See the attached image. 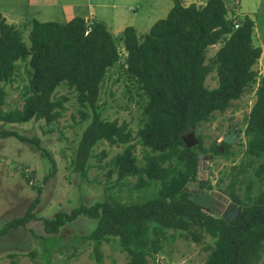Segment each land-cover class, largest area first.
I'll return each instance as SVG.
<instances>
[{
    "label": "trees",
    "instance_id": "trees-1",
    "mask_svg": "<svg viewBox=\"0 0 264 264\" xmlns=\"http://www.w3.org/2000/svg\"><path fill=\"white\" fill-rule=\"evenodd\" d=\"M237 21L235 27L228 18L225 0H206L199 6L174 0L166 16L153 22L141 36L132 26L123 29L119 38L125 52V71L146 98L142 124L132 135L126 122L118 124L116 119L102 118L96 106L107 70L120 59L115 38L102 22H87L80 16L65 22L30 18L24 25L29 26L27 44L22 30L0 14V84L12 79L18 61L27 62V83L19 108H2L5 92L0 87V122L42 120L51 124L61 117L67 100L53 94L65 84L76 93L82 108L78 111L80 118H90L74 152L72 170L85 174L91 149L100 140L110 145L125 144L110 159L108 177L115 172L119 185L127 177H134L133 189L153 190L138 201L122 202L109 196L91 204L80 203L69 211L59 210L50 217L36 216L37 195L20 216L0 226V237L26 227L30 221L41 220L45 234L36 237L42 244L40 257L48 260L53 250L64 246L60 229L82 215L95 219L96 226L79 235L77 245L72 242L69 257L77 254L79 245L89 243L95 261L100 262L101 244L116 238L128 256L124 264H147L148 257L154 258L172 243L176 231H183V238L197 244L207 235L214 239L212 245L204 247L208 250L204 264H259L264 253V72L259 74L253 68L261 54V48L252 42L253 20L245 16ZM218 42L222 45L207 58L208 47ZM211 73L217 80L213 88L204 83ZM254 84L255 101L243 133L247 163L258 162L254 174L259 179V191L250 196L249 181L245 193L239 194L236 184L240 180L236 177L246 168L240 165L233 169L234 179L223 193L242 209L235 220L226 221L190 201L184 186L196 181L199 188L212 189L207 179H197L198 156L208 152L227 156L231 154L230 145L220 141L205 148L197 135L198 144L186 147L183 136L195 132L214 112L222 113L230 101ZM8 136L33 145L49 161L44 181L55 174V159L39 137L0 129L1 138ZM133 136L143 148L140 161L131 143ZM37 191L40 194L39 187Z\"/></svg>",
    "mask_w": 264,
    "mask_h": 264
},
{
    "label": "rangeland",
    "instance_id": "rangeland-1",
    "mask_svg": "<svg viewBox=\"0 0 264 264\" xmlns=\"http://www.w3.org/2000/svg\"><path fill=\"white\" fill-rule=\"evenodd\" d=\"M32 1L33 5H37L39 1L44 0ZM95 2H108L105 7L97 8L95 15L100 18L98 21H105L120 52L119 61L106 72L96 106L102 118L116 119L118 124L126 122L132 135H135L142 124L141 112L146 98L136 80L130 78L125 71V52L119 37L127 26H132L138 36L148 32L153 22L166 16L174 0H47L45 3H38L39 8H36L39 15H34L36 8L29 5L30 0H0V8L6 10H0V14L7 23L22 30V37L28 44L29 26L24 25L30 18L40 21H64L66 15L62 4H72V10L75 16H78L79 12L85 8L87 10V6ZM183 2V5H188L190 2L199 3L200 0ZM225 4L228 5V0H225ZM256 9L261 11L259 19L264 26V0H240L237 13L240 11L248 14L252 10L251 14L255 16ZM221 45V42H218L209 46L206 57L212 56ZM18 66L12 79L0 84L5 92L2 105L4 110L19 108L23 102L21 91L27 83V62L18 61ZM253 68L262 74L264 62L256 61ZM204 83L209 88L215 87L217 80L214 73L209 74ZM255 88L256 84L243 92L238 99L230 101L222 113L214 112L210 120L202 123L194 132L195 136H200L203 147L207 148L212 142L222 141L231 129L237 131L229 148L231 154L227 156L214 155L211 152L200 154L197 179H207L212 190L223 193L225 186L234 179L233 169L245 165L246 170L236 177L237 181L240 180V183L236 184L237 192L243 195L249 181L252 186L250 196L256 195L259 191V179L254 174V166L258 162L254 160L247 163L249 157L245 155L246 137L243 133L247 115L255 101ZM60 96L67 98L63 104L64 110L61 117L49 125L42 120H31L23 124L0 122V129H10L22 135L39 137L41 145L51 153L56 162L55 174L44 181V176L50 170V163L41 156L40 150L13 136L0 137V226L10 218L20 216L37 195L39 202L35 208L36 216L50 217L59 210L69 211L80 203L91 204L109 196L117 197L122 202L138 201L153 191L133 189L136 180L134 177H127L121 185L117 183L115 172L108 177L110 159L116 153H120L125 144L110 145L107 141L100 140L91 149L85 174L72 170L74 152L90 118L86 120L80 118L78 111L82 108L76 100V93L65 84L59 85L53 94L54 98ZM131 143L134 144V153L140 161L143 148L138 138L133 136ZM102 151L105 153L104 156ZM194 182L196 181L190 183ZM38 187L40 194L37 191ZM157 188L156 186L155 190ZM96 222L95 219L80 215L74 221L66 223L59 232L64 246L53 250L46 260L40 257L42 244L36 237L45 234L42 221H30L26 227L12 229L0 237V264H45L46 261L48 264H124L128 256L118 245L116 238L101 244L100 262L95 261L89 243L79 245L77 254L68 256L73 251L72 242L77 245L78 236L90 232L96 226ZM183 233L176 231L172 243L166 244L164 252L158 253L154 258L148 257L147 264H204L208 253L204 247L212 245L214 239L207 235L197 244L183 238ZM259 264H264V253Z\"/></svg>",
    "mask_w": 264,
    "mask_h": 264
},
{
    "label": "water",
    "instance_id": "water-1",
    "mask_svg": "<svg viewBox=\"0 0 264 264\" xmlns=\"http://www.w3.org/2000/svg\"><path fill=\"white\" fill-rule=\"evenodd\" d=\"M236 135L237 131L231 129V131L222 139V141L226 144L231 145ZM183 141L186 147H193L198 144V139L196 138L193 131L186 133L183 136ZM184 190L189 193L188 199L190 201L207 208H212L213 204L216 202V199L223 202V204H221L223 209L218 210V212L226 221L235 220L241 212L242 207L238 205L234 200H230L227 196L215 190H211L206 194L204 193L203 189L198 187L197 182L186 183V185L184 186Z\"/></svg>",
    "mask_w": 264,
    "mask_h": 264
},
{
    "label": "crops",
    "instance_id": "crops-1",
    "mask_svg": "<svg viewBox=\"0 0 264 264\" xmlns=\"http://www.w3.org/2000/svg\"><path fill=\"white\" fill-rule=\"evenodd\" d=\"M184 0H181V3L184 4L183 2ZM40 3H45L47 2V0H44V1H39ZM38 2V3H39ZM191 2H194V1H191ZM190 2V3H191ZM206 2V0H200L199 3H196V5H203L204 3ZM30 3L29 5H32V6H35V8H39L38 7V3L37 5H33V1L30 0ZM262 4V3H261ZM106 5H108V2H95V3H90L88 6H87V10L86 8L83 9L82 12H79V15L80 17L84 18L86 21H97V22H102L104 25H105V21L104 20H101V21H98L100 18L97 17L95 15L96 13V9L99 8V7H105ZM61 7L63 8V11L66 15V19L64 21H59V22H65L73 17H75V12L74 10H72V4H62ZM36 8V12L34 15L38 14L39 13V10H37ZM170 9V8H169ZM254 9V8H253ZM252 9V10H253ZM0 10L2 11H6L5 9L3 8H0ZM239 10V9H238ZM252 10H250L247 13H241L240 11L237 13V16L239 18H244L245 16L249 17L251 20H253V28H252V42H253V45L254 46H259L261 48V54H260V57L258 58L257 61H261V62H264V26H262V22L260 21L259 19V14H260V10L259 9H256V15L253 16V14H251ZM13 13V12H12ZM39 15V14H38ZM95 15V16H94ZM264 16V15H263ZM42 21H45V20H42ZM57 21V20H55ZM105 27L108 29V27L105 25Z\"/></svg>",
    "mask_w": 264,
    "mask_h": 264
},
{
    "label": "built area",
    "instance_id": "built-area-1",
    "mask_svg": "<svg viewBox=\"0 0 264 264\" xmlns=\"http://www.w3.org/2000/svg\"><path fill=\"white\" fill-rule=\"evenodd\" d=\"M240 0H228L227 10H228V18L232 19L234 26H238V16H237V8Z\"/></svg>",
    "mask_w": 264,
    "mask_h": 264
},
{
    "label": "flooded vegetation",
    "instance_id": "flooded-vegetation-1",
    "mask_svg": "<svg viewBox=\"0 0 264 264\" xmlns=\"http://www.w3.org/2000/svg\"><path fill=\"white\" fill-rule=\"evenodd\" d=\"M231 131V130H230ZM213 154V153H212ZM212 154H210V156H212ZM200 157V155L198 156V159H200L199 158ZM198 163H199V161H198ZM199 165V164H198ZM212 189H210V190H204L203 189V191H205V193L207 194V193H209L210 191H211ZM219 192V191H218ZM221 193V192H220ZM223 194V193H222ZM223 195H225V194H223ZM226 196V195H225ZM228 198H229V196H228ZM230 200H232L231 198H229ZM218 201V202H217ZM221 204H223V202H221L220 200H217L216 199V202L213 204V207L212 208H209L213 213H216V214H219L220 215V213L218 212V210H222L223 208H222V206H221Z\"/></svg>",
    "mask_w": 264,
    "mask_h": 264
}]
</instances>
